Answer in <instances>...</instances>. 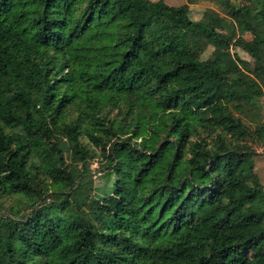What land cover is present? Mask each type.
I'll list each match as a JSON object with an SVG mask.
<instances>
[{"label": "trees", "instance_id": "1", "mask_svg": "<svg viewBox=\"0 0 264 264\" xmlns=\"http://www.w3.org/2000/svg\"><path fill=\"white\" fill-rule=\"evenodd\" d=\"M197 1L0 0V264H264V0Z\"/></svg>", "mask_w": 264, "mask_h": 264}, {"label": "rangeland", "instance_id": "2", "mask_svg": "<svg viewBox=\"0 0 264 264\" xmlns=\"http://www.w3.org/2000/svg\"><path fill=\"white\" fill-rule=\"evenodd\" d=\"M156 1V0H153ZM167 3L171 5H182L184 3H187V0H165ZM241 3H245L248 0H238ZM190 15L194 20L202 19L204 16L207 19L215 20L219 16H226L227 14L224 12V10L221 8V6L211 0H198L195 3L190 4ZM239 35H242L243 37L247 39H252V34L247 31H238ZM214 50V47L212 45H208L205 52L203 53L202 57L204 59H208L212 56V52ZM233 54L236 55V57H240L245 60H249L251 62V70L248 69L247 71L249 74L253 73V69L255 67V59L245 50L232 46L231 48ZM253 75V74H252ZM243 117L245 121L248 123V125L256 128L259 125L264 124V96H260L256 98V105L254 108L250 109L246 113L243 114ZM67 139H64V142H66ZM81 142L83 145L92 151H97V149L92 145V143L88 140L87 137L81 136L80 137ZM250 147L254 148L256 151V154L254 155L255 159V171L257 175L260 177L262 184L264 185V140L257 139L256 141L249 138L245 141ZM51 153H56L57 151L52 149L50 151ZM65 155L68 160V169L73 172L75 175L79 174L80 167L72 160V151L69 149L65 152ZM101 162V156L99 153L97 156L93 159L89 160L90 170L91 172L89 175L86 176L87 181L97 180V183L101 182V177L103 176V173L99 171V166ZM90 184V183H89ZM52 196H47V200L51 199ZM24 201V200H21ZM20 200L17 198H12V200L8 201L6 204L14 203L19 205Z\"/></svg>", "mask_w": 264, "mask_h": 264}]
</instances>
